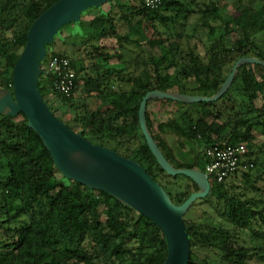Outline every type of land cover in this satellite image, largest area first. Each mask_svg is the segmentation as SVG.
<instances>
[{
	"label": "trees",
	"instance_id": "trees-1",
	"mask_svg": "<svg viewBox=\"0 0 264 264\" xmlns=\"http://www.w3.org/2000/svg\"><path fill=\"white\" fill-rule=\"evenodd\" d=\"M57 1L0 0V88L14 92L13 69L27 32ZM131 1L107 2L108 10L105 4L91 6L46 45L43 69L53 55H62L77 72L74 95L61 99L63 114L49 101L51 95L58 97L55 75L45 72L38 84L65 124L137 161L181 204L199 187L159 165L141 130V101L152 90L212 96L239 58L264 59V47L256 41L264 31V0H252V11L241 9L236 15L229 13L230 0H161L154 8ZM71 25L81 30L63 36ZM59 41L70 48L58 51L54 46ZM87 57L100 61L87 70ZM112 58L120 63L111 64ZM79 66L86 70L80 78ZM175 103L178 109L159 124L158 134L148 112L147 118L155 140L176 167L205 171L204 151L216 142L247 143L249 160L255 163L232 177H242L246 187L240 192L231 194L227 182L210 179L209 197L223 203L239 228L185 218L189 264H208L197 256L196 247L216 251L217 264H248L249 251L264 264V192L257 185L264 174V144L257 143V134L264 135V65L240 66L232 86L215 101ZM180 179L188 182L182 185ZM167 256L168 242L157 224L111 194L67 178L25 114H0V264H164Z\"/></svg>",
	"mask_w": 264,
	"mask_h": 264
},
{
	"label": "water",
	"instance_id": "water-1",
	"mask_svg": "<svg viewBox=\"0 0 264 264\" xmlns=\"http://www.w3.org/2000/svg\"><path fill=\"white\" fill-rule=\"evenodd\" d=\"M110 1L113 0H58L32 23L25 48L13 69L14 92L0 88V114L11 117L25 114L29 126L42 138L57 167L67 178L105 191L152 220L162 229L168 242V256L164 264H189L191 241L185 215L197 200L209 196L212 184L204 171L178 168L166 158L149 127L148 102L155 99L183 103L215 101L232 86L240 66L248 63L264 65V59L257 56L239 58L225 82L212 96L152 90L143 97L139 122L159 165L167 174L185 175L199 187L183 203L176 204L164 187L137 161L88 140L65 124L50 109L39 88L38 80L45 74L40 62L46 56V45L53 42L65 24L78 22L82 12Z\"/></svg>",
	"mask_w": 264,
	"mask_h": 264
},
{
	"label": "rangeland",
	"instance_id": "rangeland-1",
	"mask_svg": "<svg viewBox=\"0 0 264 264\" xmlns=\"http://www.w3.org/2000/svg\"><path fill=\"white\" fill-rule=\"evenodd\" d=\"M131 2H132V5L134 6H137L139 3L136 0H132ZM230 4L231 6L229 7V13L233 15L238 14L241 11V9L246 10V11H252V9H254L252 0H241V1L240 0H230ZM104 7L108 10L109 8H111V4H105ZM96 12L98 11L97 10L92 11L91 14H96ZM70 27L71 26H68L64 29L63 36H68V30H69L68 28ZM75 29L78 30L79 27L77 26ZM121 29L126 30L127 26L123 23ZM256 41L258 42V44L264 47V31L259 33L256 36ZM67 42H70V41L67 40ZM54 47L58 51L60 50L65 51L66 49L70 48V43L65 44L59 41L57 44H55ZM198 47H199V52L202 55H205V50L203 48V45L201 43H198ZM85 49H86V46H83L82 50H85ZM108 52L113 53L114 50H112L109 47ZM87 60L89 61H86L84 65L87 66V70H91V66L94 64L95 61L98 63V61H100V57H95V58L87 57ZM110 62L111 64L114 65L116 63H120V60H118V58H112ZM85 72H86L85 67L79 66L78 68L79 78L82 75H85ZM49 101H50V104L57 110L58 114H63V111L65 108L61 105L62 101L59 97L57 96L55 97L51 95L49 96ZM262 102H263L262 99L257 100V105L260 106ZM177 109H178V106L176 105L175 101H170V100H165V99L151 100L147 108V112L149 113V117H150L155 133L158 134L159 132V124L165 123L169 119V117L173 116V113L176 112ZM69 118H70V114L65 116V119H69ZM257 143L259 145L264 144V135L257 134ZM179 182L182 185H185V183H187L188 180L180 179ZM257 185L258 187L262 188L263 189L262 191L264 192V174H262V177L258 181ZM227 186L229 187V189H231L230 191L231 194L240 192L242 189L246 187L241 176H237L227 181ZM224 208L225 207L223 203H218L214 196H210V197L207 196L203 200L201 199L197 200L196 203L192 206V208L187 212V214L185 215V218H187L191 222L204 223V222L212 221L215 224L221 223L222 225L226 224L233 228L237 227L235 224H232ZM237 232H240V231H237ZM242 235H240L239 237H242ZM195 252L202 261H207L208 264H217L220 258L216 251L205 249L203 247L202 248L196 247ZM248 259H249L248 264H262L257 258L251 255L250 251L248 252Z\"/></svg>",
	"mask_w": 264,
	"mask_h": 264
},
{
	"label": "built area",
	"instance_id": "built-area-1",
	"mask_svg": "<svg viewBox=\"0 0 264 264\" xmlns=\"http://www.w3.org/2000/svg\"><path fill=\"white\" fill-rule=\"evenodd\" d=\"M147 7H158L161 0H140ZM55 75V91L60 99L70 98L77 88V72L71 60L62 55H53L44 69ZM251 150L247 143L225 144L216 142L207 147L204 156L207 161L205 173L209 180L217 183L227 182L241 169L253 168L255 163L249 160ZM210 180V181H211Z\"/></svg>",
	"mask_w": 264,
	"mask_h": 264
},
{
	"label": "crops",
	"instance_id": "crops-1",
	"mask_svg": "<svg viewBox=\"0 0 264 264\" xmlns=\"http://www.w3.org/2000/svg\"><path fill=\"white\" fill-rule=\"evenodd\" d=\"M104 9H106V8L104 7ZM97 13H98V12H96V14H97ZM84 20H85V21H88V20H89V16H86V17L84 18ZM75 28H76V25H71V27L68 28V29H69V30H68V35L71 34L74 30H76ZM78 30H81V29L79 28Z\"/></svg>",
	"mask_w": 264,
	"mask_h": 264
}]
</instances>
